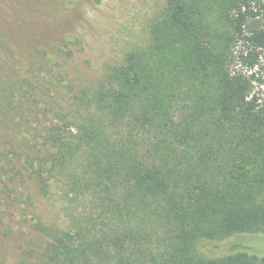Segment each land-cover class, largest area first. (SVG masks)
<instances>
[{
  "label": "trees",
  "instance_id": "trees-1",
  "mask_svg": "<svg viewBox=\"0 0 264 264\" xmlns=\"http://www.w3.org/2000/svg\"><path fill=\"white\" fill-rule=\"evenodd\" d=\"M151 33L152 56L128 52L92 94L75 95L86 116L74 124L60 108L75 130L47 127V154L25 160L46 191L48 172L99 146L89 178L104 227L39 220L46 239L29 238L15 264H264L253 246L226 241L264 239V104L251 92L264 69V0H167ZM0 160L6 174L12 153Z\"/></svg>",
  "mask_w": 264,
  "mask_h": 264
},
{
  "label": "rangeland",
  "instance_id": "rangeland-1",
  "mask_svg": "<svg viewBox=\"0 0 264 264\" xmlns=\"http://www.w3.org/2000/svg\"><path fill=\"white\" fill-rule=\"evenodd\" d=\"M166 2L0 0V74L7 76L1 84L11 89L3 92L11 98L4 102L7 109L0 112V150L13 157L6 174L0 175V264H15L27 255L32 246L29 238L40 235L35 230L39 220L59 228L87 231L91 220L96 219L94 225L104 227L98 218L96 188L89 178V164L92 167L95 163L89 156L95 155L98 161L99 146L89 152V147L84 148L66 164L48 172L46 191L28 177L26 156L31 155L37 162L38 156L46 153L41 134L47 127L56 124L66 132L75 130L73 123L79 122L75 114L80 118L86 113L73 111L77 103L72 98L81 93L92 94L128 52L152 56L151 29ZM239 67L236 63L234 69ZM243 70L250 74L245 67ZM263 73L260 68V79L252 81L251 91L262 104ZM60 108L67 111V121L72 124L58 116ZM93 114L99 117V112L91 107L87 118ZM1 161L4 160H0V165ZM10 176L13 178L7 183ZM4 182L8 187H4ZM40 236L36 246L46 239L43 234ZM231 237L226 241L253 246L251 251L264 257L263 238L253 241L251 233ZM30 264H35L33 258Z\"/></svg>",
  "mask_w": 264,
  "mask_h": 264
}]
</instances>
